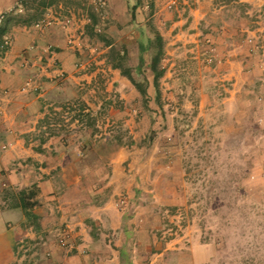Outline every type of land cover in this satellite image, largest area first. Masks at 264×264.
I'll return each instance as SVG.
<instances>
[{
  "label": "crops",
  "instance_id": "0c3cea01",
  "mask_svg": "<svg viewBox=\"0 0 264 264\" xmlns=\"http://www.w3.org/2000/svg\"><path fill=\"white\" fill-rule=\"evenodd\" d=\"M46 1L49 5L39 11L54 21L38 27L27 20L37 0H0V40L10 38L7 49L0 45V180L6 183L0 185V264H206L215 253L212 242L186 235L168 239L160 231L159 209L171 198L159 191L170 195L178 190L177 171L170 168L164 178V173L147 169L140 151L120 144L112 130L114 120L98 124L93 134L86 125L75 130L78 119L67 118L68 127L62 129L44 117L63 115V105L77 99L98 110L103 102L96 87L99 80L115 83L121 97L137 94L134 83L111 63L109 48L116 44L139 50L137 25H148L150 17L144 12L150 1L166 23L158 29L168 40V52L170 44L177 45L174 51L189 47L194 52L211 41L227 56L228 36L233 37L229 31L246 30L228 20L231 2L107 0L106 25L116 29L110 24L116 21L120 29L117 37L110 35L115 39L97 59L87 47L89 29L100 20L96 1ZM67 16L73 17L68 25L63 21ZM80 59L88 63L78 67ZM239 59L245 62L246 55L241 52L228 61L233 66ZM101 62L106 68L95 66ZM204 75L201 70L192 76ZM30 78L34 81L27 85ZM240 105L245 107L242 101ZM213 110L217 119L224 112L220 124L230 132L236 126L233 120L240 121L239 113L233 119V113L217 106ZM141 188L153 195L138 199ZM26 206L34 220L28 218ZM66 232L68 244L62 245Z\"/></svg>",
  "mask_w": 264,
  "mask_h": 264
},
{
  "label": "rangeland",
  "instance_id": "374dc122",
  "mask_svg": "<svg viewBox=\"0 0 264 264\" xmlns=\"http://www.w3.org/2000/svg\"><path fill=\"white\" fill-rule=\"evenodd\" d=\"M229 1L232 12L228 20L246 30L229 31L233 37L228 36L231 45L227 56L220 55L219 47L211 41H205L194 52L189 47L174 51L177 45L170 44L168 52L165 39L161 64L166 70L157 90L147 68L152 52L146 53L145 68L138 72L137 49L130 51L114 44L109 48V55L115 49L110 57L123 56L136 80L148 87L147 98L136 86L137 94L121 97L115 83L99 80L96 87L103 102L91 116L86 111L66 108L63 115L51 114V121L66 129L67 118L81 112L75 130L86 125L87 131L95 134L98 124L114 120V127L109 128L120 144L140 151L142 161L149 164L147 169L164 173V178L171 174L170 168L177 171L178 190L170 195L159 191L172 200L159 209L160 231L166 238L186 235L212 242L215 253L206 264H264V0ZM146 5L144 16L150 17L148 32L154 38L153 28L166 23H161L162 14L156 13L159 8L152 6L153 1ZM97 6L100 20L89 29L92 37L87 47L98 59L104 56L103 49L115 39L112 36L117 37L116 29L120 27L116 21L110 23L116 29L107 26L104 7ZM135 43H140L139 38ZM198 51L200 56L195 58ZM241 52L246 55L245 62L232 60L237 62L232 66L228 59L237 58ZM105 65L101 62L95 66L104 69ZM201 70L203 78L192 76ZM240 101L245 104L243 109ZM215 106L233 113V119L239 113V122L232 119L236 124L233 131L220 124L224 112H220L219 119L214 117ZM148 183L146 179L145 187ZM136 193L140 200L153 195L146 188Z\"/></svg>",
  "mask_w": 264,
  "mask_h": 264
},
{
  "label": "trees",
  "instance_id": "16d2710c",
  "mask_svg": "<svg viewBox=\"0 0 264 264\" xmlns=\"http://www.w3.org/2000/svg\"><path fill=\"white\" fill-rule=\"evenodd\" d=\"M36 1V0H33ZM38 5H36V9H34L33 11H31L29 13V18H27V20L30 22H36L38 19L41 18L42 16V10H40L41 7H46L48 6V2L46 0H37ZM45 12V11H44ZM132 17L135 20L136 19V14L133 11L132 13ZM94 23H96V20H94ZM150 26V23H148L147 26H142V25H137V34H138V38H139V50H138V54H139V61L137 63L136 69L138 70V72H142L145 68L146 65V53L148 51H151V58L149 59V64L148 67L150 73L153 75V83L156 86L157 90H160V79L161 77L164 75L165 73V67L162 66V60L165 54V38L163 36V34L159 31V29L157 28H153V33H154V38L150 36L149 32H148V28ZM6 30L3 29L1 30V33L3 34ZM3 39L0 40V45L2 44ZM115 52V49L112 48L111 50V54ZM119 52V51H118ZM110 60L112 61L113 66L118 67L121 69L122 73L124 75H126L133 83L134 85L139 89V91L142 93L143 97L146 99L148 96V87L145 86V84L141 83L140 81L136 80L135 76L133 75L132 72V68L130 66H127L124 64L123 61V56L119 55V56H112L110 57ZM76 105H78V109L76 108ZM63 108H69V110H80V111H86V115L91 116V114H93V110L90 108V106L81 99H77L74 102H71L69 104L63 105ZM82 115L81 112H79L76 117L73 116L72 119H78L79 120V116ZM78 116V117H77ZM44 121L46 123L51 122V114H48L44 117ZM64 128V127H62ZM53 130V129H52ZM26 208V213L28 215V218L30 220H34L35 219V215L32 213V211H29ZM36 222V221H35Z\"/></svg>",
  "mask_w": 264,
  "mask_h": 264
},
{
  "label": "built area",
  "instance_id": "2783aa9c",
  "mask_svg": "<svg viewBox=\"0 0 264 264\" xmlns=\"http://www.w3.org/2000/svg\"><path fill=\"white\" fill-rule=\"evenodd\" d=\"M97 4L100 5V7H105L107 5V0H95ZM174 3V2H172ZM54 21V18L51 16V15H48V14H44L40 19H38L36 22H35V25L38 26V27H44L46 25H50L52 24V22ZM64 23L66 25L72 23L73 21V17L71 16H67L65 17V19L63 20ZM71 44L74 45L75 44V40L74 39H71ZM10 44V38L9 37H6L4 40H3V43L1 45V48L3 50L7 49L8 46ZM87 63L80 59L77 61V66L78 67H82V66H85ZM32 81H34V79L30 78L27 82V85H30L32 83ZM6 183L1 181L0 180V185H5ZM60 243L62 245H67L68 244V232L64 233V235L60 238Z\"/></svg>",
  "mask_w": 264,
  "mask_h": 264
}]
</instances>
